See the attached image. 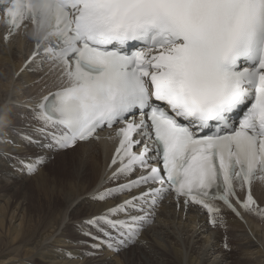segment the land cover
I'll return each mask as SVG.
<instances>
[{"label":"snow or ice","instance_id":"obj_1","mask_svg":"<svg viewBox=\"0 0 264 264\" xmlns=\"http://www.w3.org/2000/svg\"><path fill=\"white\" fill-rule=\"evenodd\" d=\"M4 3L5 39L30 21L32 58L42 49L60 70V83L32 108L39 138L23 140L75 149L99 139L98 129L124 125L111 160L115 186L89 197L101 207L82 222L99 234L95 247L147 243L171 194L206 210L213 227L225 223L224 209L264 218L252 193L253 181H264V0ZM46 162L18 161L30 175Z\"/></svg>","mask_w":264,"mask_h":264},{"label":"bare ground","instance_id":"obj_2","mask_svg":"<svg viewBox=\"0 0 264 264\" xmlns=\"http://www.w3.org/2000/svg\"><path fill=\"white\" fill-rule=\"evenodd\" d=\"M36 44L31 32L6 41L0 31V157L16 170L0 169V264H264V218L242 210L244 222L224 209L229 219L213 227L206 210L178 209L172 200L157 209L142 237L147 243L118 252L95 247L99 234L82 222L101 207L89 197L115 186V142L105 133L75 149L47 151L23 140L39 138L32 108L60 83L47 57L32 58ZM37 155L47 158L42 175L20 170L19 160ZM10 175L33 183L32 194L25 196ZM254 191L263 208L264 183Z\"/></svg>","mask_w":264,"mask_h":264},{"label":"rangeland","instance_id":"obj_3","mask_svg":"<svg viewBox=\"0 0 264 264\" xmlns=\"http://www.w3.org/2000/svg\"><path fill=\"white\" fill-rule=\"evenodd\" d=\"M66 153H69V152H66ZM66 153L58 154V157L61 156V155H63V154H66ZM12 168H13V170H12ZM0 169H2L4 171H10L11 172V170L12 171L15 170V167H13V165H10V164L6 163V160H4L2 157H0ZM10 176L13 177V178H11L9 180L12 181V180H15L16 179V181H19V183H18L19 186L20 185L24 186V188L22 190H24L23 193H24L25 196H30L32 194V191H31V188H30L31 187V185H30L31 182L29 180H24L23 177H16L14 175H10ZM31 184H33V183H31ZM223 216H224V214H223ZM144 259L147 260V258L145 256H143L142 261H144ZM138 261H141V259H139Z\"/></svg>","mask_w":264,"mask_h":264}]
</instances>
